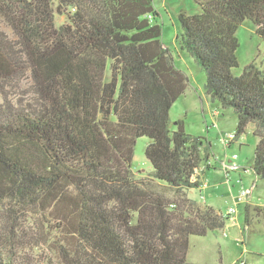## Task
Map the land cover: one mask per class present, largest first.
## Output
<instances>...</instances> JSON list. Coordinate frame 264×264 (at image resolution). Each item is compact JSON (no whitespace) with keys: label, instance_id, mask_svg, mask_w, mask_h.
<instances>
[{"label":"trees","instance_id":"1","mask_svg":"<svg viewBox=\"0 0 264 264\" xmlns=\"http://www.w3.org/2000/svg\"><path fill=\"white\" fill-rule=\"evenodd\" d=\"M200 6L178 15L180 48L203 69L210 98L236 113L231 143L253 124L252 170L264 178V68L232 73L242 21L264 39V0ZM148 14L157 16L153 0H0V264H22L24 222L39 214L63 264H194L189 237L225 226L230 215L188 197L203 185V156L212 166L211 145L182 119L170 127L188 78ZM141 136L152 170L139 178ZM253 211L264 219V205Z\"/></svg>","mask_w":264,"mask_h":264},{"label":"rangeland","instance_id":"2","mask_svg":"<svg viewBox=\"0 0 264 264\" xmlns=\"http://www.w3.org/2000/svg\"><path fill=\"white\" fill-rule=\"evenodd\" d=\"M202 1L204 0H153L157 16L152 21L161 26L163 45L169 49L175 66L188 78L185 92L170 108V127L172 130L176 129V121L182 119L187 133L201 136L210 142L208 154L211 164H216L215 168H205L207 162L203 156L200 175L207 186L189 190L188 197L200 204L212 206L224 216L228 210L235 208V213L226 219L222 229L208 231L204 236L189 237L187 261L194 264H234L241 260L246 264H264V219L252 215L254 206L264 205V178L256 176L252 170L257 142L252 134L254 126L250 124L245 133L231 143L230 147H226L225 137L236 130V113L232 108L221 107L218 101H213L206 93L203 69L187 52L181 50L177 38L181 31L179 13H200ZM65 21L64 15L55 14L57 26ZM1 27L11 35L9 28L3 24ZM236 36L239 41L236 49L238 66L232 69V73L240 75L243 68L251 62L263 69L264 39L256 34L253 22L249 19L242 21L236 30ZM108 77L107 66V80ZM149 142L147 137L141 136L134 144L132 169L139 178L147 176L152 170L145 157V147ZM235 154L237 157L232 158ZM224 160H230L228 164L232 168L225 170ZM243 192L244 197L238 200ZM247 206L250 212L248 226L245 224ZM5 220L0 213V236L4 233ZM48 221V218L39 214L24 222V232H21L24 241L15 252L16 262L63 264L58 249V234L48 228Z\"/></svg>","mask_w":264,"mask_h":264},{"label":"built area","instance_id":"3","mask_svg":"<svg viewBox=\"0 0 264 264\" xmlns=\"http://www.w3.org/2000/svg\"><path fill=\"white\" fill-rule=\"evenodd\" d=\"M147 18L149 20H152L154 17L151 14L147 15ZM234 140V133H230L229 135H227V137H225L224 139V144L226 145V147H230V143ZM237 155L235 154L234 157L232 158H236ZM203 185H206V182H203ZM202 185V186H203ZM245 193H241V195L239 196L238 200H241L244 197ZM233 213H235V208H231L230 210H228L226 215H232Z\"/></svg>","mask_w":264,"mask_h":264},{"label":"crops","instance_id":"4","mask_svg":"<svg viewBox=\"0 0 264 264\" xmlns=\"http://www.w3.org/2000/svg\"><path fill=\"white\" fill-rule=\"evenodd\" d=\"M225 161V163H227V164H225V163H223V165H224V169L226 170V169H228V168H232V165H230V164H228V163H230V160H224ZM216 167V164L214 163L212 166H211V168H215ZM200 177H201V175H200ZM204 182H206V181H204ZM205 186H207V182H206V185H203L202 187H205Z\"/></svg>","mask_w":264,"mask_h":264}]
</instances>
